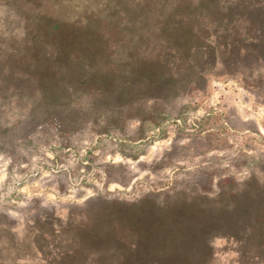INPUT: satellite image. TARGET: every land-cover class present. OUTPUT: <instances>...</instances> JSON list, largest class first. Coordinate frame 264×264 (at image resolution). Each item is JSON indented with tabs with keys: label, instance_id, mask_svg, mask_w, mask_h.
Listing matches in <instances>:
<instances>
[{
	"label": "rangeland",
	"instance_id": "obj_1",
	"mask_svg": "<svg viewBox=\"0 0 264 264\" xmlns=\"http://www.w3.org/2000/svg\"><path fill=\"white\" fill-rule=\"evenodd\" d=\"M256 2L0 0V264H120L100 204L147 197L158 206L193 200L223 233L210 242L234 235L240 264H264V6ZM251 12L258 22L248 24ZM181 13L191 15V32L176 31ZM50 20L95 42L97 83L111 76L120 86L138 65L164 66L173 77L162 99L141 92L107 108L96 85L84 84L61 100L74 130L60 136L32 123L34 94L10 88L11 39L26 53L38 22ZM230 22L234 39L222 32ZM86 72L66 77L75 83Z\"/></svg>",
	"mask_w": 264,
	"mask_h": 264
},
{
	"label": "trees",
	"instance_id": "obj_2",
	"mask_svg": "<svg viewBox=\"0 0 264 264\" xmlns=\"http://www.w3.org/2000/svg\"><path fill=\"white\" fill-rule=\"evenodd\" d=\"M261 1L257 0L253 8L264 6ZM249 11L255 13L253 9ZM251 13V16H247L250 17L248 24L258 22V18ZM180 16L183 21L175 25L176 31H181V27H184L191 32L192 28L187 24L191 15L181 13ZM47 22H38L34 47L29 48L25 43L23 49L26 53H22L20 46L15 45L17 37L11 39L10 45V52L16 59L12 67L8 66L9 75L16 82V85L10 87L11 91L20 93L29 90L31 94H40V99L33 104L28 115L32 123L41 120L45 125L54 126L60 136L74 130L75 125L68 117L71 111L61 100L69 92L84 93V89H79L84 84L96 85L100 96L97 104L107 108L114 107L115 102L130 100L141 92H153L151 98L154 101L162 99L159 94L164 92L165 86L173 77L164 66L155 64L156 62L138 65L132 72L131 79L120 86L115 85L116 81L111 76L97 83L94 63L97 55L92 54L95 42L92 39H82L75 32L64 34L59 24L51 20ZM229 26L232 27L233 23L230 22ZM229 26L222 32L230 34L234 39L235 31ZM26 49L35 51L32 61L28 59ZM84 50H90V54L85 55ZM83 70L88 74L79 75L78 83L77 80L73 83L66 77L68 71L81 73ZM174 197L179 198L180 195ZM175 201H167L162 206L157 205L155 198L148 197L131 204L119 200L101 202L103 214H107L114 225L110 236L122 250L120 264H206L212 251L209 236L223 233H214L217 232L214 230L215 225L209 224L203 214L195 211L193 200L179 198ZM225 235L237 239L234 235ZM95 237L102 240L105 235Z\"/></svg>",
	"mask_w": 264,
	"mask_h": 264
},
{
	"label": "clouds",
	"instance_id": "obj_3",
	"mask_svg": "<svg viewBox=\"0 0 264 264\" xmlns=\"http://www.w3.org/2000/svg\"><path fill=\"white\" fill-rule=\"evenodd\" d=\"M24 35L25 32L23 30H18V38H23ZM7 38H9V34L5 39ZM33 99L38 101L40 94L36 93ZM209 247L212 250L210 264H240V244L235 239L218 235L213 237L209 243Z\"/></svg>",
	"mask_w": 264,
	"mask_h": 264
}]
</instances>
